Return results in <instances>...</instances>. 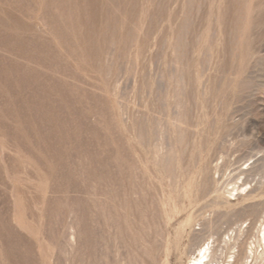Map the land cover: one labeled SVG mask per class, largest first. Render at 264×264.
I'll list each match as a JSON object with an SVG mask.
<instances>
[{
	"label": "rangeland",
	"instance_id": "1",
	"mask_svg": "<svg viewBox=\"0 0 264 264\" xmlns=\"http://www.w3.org/2000/svg\"><path fill=\"white\" fill-rule=\"evenodd\" d=\"M254 165L264 0H0V264H187Z\"/></svg>",
	"mask_w": 264,
	"mask_h": 264
},
{
	"label": "bare ground",
	"instance_id": "2",
	"mask_svg": "<svg viewBox=\"0 0 264 264\" xmlns=\"http://www.w3.org/2000/svg\"><path fill=\"white\" fill-rule=\"evenodd\" d=\"M179 122L177 124L178 140L182 143L184 142L182 117L179 119ZM174 159L175 154L170 153L164 160V168L169 174L175 173V169L172 166ZM219 171L217 172L219 173ZM244 175L246 176L244 177ZM242 176L244 177L243 180ZM249 176H253V179L250 180ZM257 176L259 178H257L256 185L253 186L252 183L256 180ZM221 177L223 178L224 176ZM234 177L241 179L242 183L240 184L237 181L233 182V179L236 180L235 178H227L223 186H220L223 188V191H220L221 188L215 190L217 200L214 201L212 207L216 209L226 208L227 210H235L237 211L235 212L236 215L241 218L251 217V222L246 228H243L242 224L239 225L236 220L237 222L235 223H238L239 226L236 224L238 228L229 225L223 232L211 223L212 219L209 220V223H203L202 225L206 229L205 232L203 230L201 234L193 233L192 235L196 240V244L194 249L189 253L187 264H264V213L263 219H259L260 211L262 209L264 210V169H257L255 165L254 167H246L241 169L237 176L235 175ZM192 184L193 181L190 180L189 187ZM239 205H242V207L236 210ZM194 216L190 214L179 221L175 227L174 237L168 239L164 244L166 249L170 251L173 249L178 253L184 251V237L186 234L190 235L192 232V227L195 222ZM230 231L232 232L231 234L229 233ZM148 254L152 256L150 252ZM164 264H169L168 260Z\"/></svg>",
	"mask_w": 264,
	"mask_h": 264
}]
</instances>
